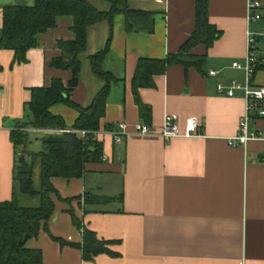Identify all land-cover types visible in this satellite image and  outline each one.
I'll return each instance as SVG.
<instances>
[{"label":"crops","instance_id":"0c3cea01","mask_svg":"<svg viewBox=\"0 0 264 264\" xmlns=\"http://www.w3.org/2000/svg\"><path fill=\"white\" fill-rule=\"evenodd\" d=\"M13 1V2H12ZM0 0L4 4H22ZM24 4L32 0H23ZM27 1V2H26ZM97 10H106L104 0H84ZM139 15L134 29L126 30L124 17L115 13L103 68L117 81L110 85L99 119L101 156L84 164L81 177L50 178L61 199L82 193L115 197L120 202L88 206L82 213L80 200L69 204L51 199L54 209L46 230L38 229L24 247L38 249L41 264H264V145L250 140L245 146H231L227 139L238 131L243 101L238 95L218 94L216 83L242 80L241 71L231 61H241L244 53L245 0H209L208 22L220 31L209 47L201 44L190 53L204 55L201 71L179 64L168 66L152 77L151 87L137 94L149 112L139 115L133 101L130 80L136 60L163 58L174 53L193 29V0H126ZM151 16V30L142 21ZM70 16H57L54 26L35 35L36 45L25 52L24 62H15L13 52L0 49V201L11 196L13 160L9 131L24 121V104L32 87L47 86L55 78L66 85L71 73L49 65L60 51L57 40H73ZM1 27V8H0ZM108 35L106 21L86 29L85 49L78 55L80 70L69 99L87 106L102 82L89 68L87 57L103 48ZM264 50V40L260 42ZM216 71L208 76V70ZM264 85V69L255 72L253 87ZM49 112L62 118L64 130H72L76 112L55 103ZM165 113L175 114L179 125L184 118L198 120V137L163 138L158 134ZM120 121L129 126L142 122L148 135L130 133L114 143L104 127ZM58 128H26L29 151L41 149L42 136L58 134ZM34 145V149L29 147ZM38 149V150H37ZM71 207L96 237L115 241L108 245L117 256L97 254L82 260L80 251L60 246L49 235L67 242H79L80 235L65 210ZM120 210V211H119Z\"/></svg>","mask_w":264,"mask_h":264},{"label":"trees","instance_id":"16d2710c","mask_svg":"<svg viewBox=\"0 0 264 264\" xmlns=\"http://www.w3.org/2000/svg\"><path fill=\"white\" fill-rule=\"evenodd\" d=\"M108 3L106 10H97L84 0H32L30 4H4L1 8L0 49L13 52L15 62L25 61L27 49L36 45L35 35L54 26L57 16L72 18L71 31L73 40H57L60 54L49 61V65L68 69L71 73L66 85L52 78L47 86L32 87L29 100L24 104V121L16 123L9 131V140L13 149L11 168V196L9 200L0 201V264H41V253L38 249L24 247V242L36 236L38 229L46 230V223L54 209L51 196L69 204L72 200H80L82 213L89 211L88 206L106 204L114 199L120 202L121 195L106 197L82 193L81 196L61 199L52 187L50 178H78L84 173L86 162L101 160V148L96 139L90 135L81 137L77 132L62 131L58 134L42 136L41 149L34 152L28 150L29 137L26 128H58L64 129L61 117L49 112L55 103L64 104L76 112L72 130H98L99 119L104 114V105L110 85L117 78L103 68L108 51L110 25L115 13L124 17L125 29H134L136 17L147 13L132 10L126 0H104ZM209 0H193L194 25L186 39L174 53H167L163 58L139 57L134 66L130 80L133 101L139 115L149 112V107L138 97L137 89L151 87L152 77L162 74L168 66L179 64L186 69L192 67L201 71L204 55H194L190 50L201 44L209 47L220 36V31L208 22L207 9ZM106 21L108 35L104 46L87 57L91 73L102 85L93 95L90 103L81 107L69 99L70 90L75 86L80 70L78 55L85 49L86 29L88 26ZM147 31L151 30V16L142 21ZM264 69V65L259 67ZM142 123V122H141ZM110 129L109 126L104 127ZM18 154L22 155L17 160ZM38 166L37 188L33 184V171ZM120 211V210H119ZM68 213L72 225L80 235L79 242H67L61 238H50L60 246H69L80 251L82 260H91L97 254L115 257L117 254L109 250L108 245L115 241L103 240L78 219L71 207ZM47 231V230H46Z\"/></svg>","mask_w":264,"mask_h":264},{"label":"built area","instance_id":"2783aa9c","mask_svg":"<svg viewBox=\"0 0 264 264\" xmlns=\"http://www.w3.org/2000/svg\"><path fill=\"white\" fill-rule=\"evenodd\" d=\"M245 27H244V53L241 61H231L230 67L241 71L242 80L231 79L228 84L216 83L215 90L218 94L228 97L238 95L242 98V114L238 119V131L227 139L231 146L245 144L250 141H260L264 145V85L253 87L255 72L264 65V50L260 49V42L264 39V0H245ZM216 71L208 70V76H214ZM120 121L113 129L104 132L112 136L114 143H120L130 133L136 135L151 134L148 125L135 122L130 125ZM58 132L67 131L57 129ZM77 132L81 137L90 135L96 139L102 130L85 131L69 130ZM158 134L163 138L173 137H198L201 134L198 120L189 116L184 118L181 125L175 114L165 113L162 117ZM105 158L104 155L101 156Z\"/></svg>","mask_w":264,"mask_h":264},{"label":"rangeland","instance_id":"374dc122","mask_svg":"<svg viewBox=\"0 0 264 264\" xmlns=\"http://www.w3.org/2000/svg\"><path fill=\"white\" fill-rule=\"evenodd\" d=\"M12 2H13V1H12ZM14 2H18V3H22V4H24L23 2H25V1L21 0V1H14ZM26 2H27V1H26ZM28 4H30V3H28ZM263 40H264V39H263ZM34 145H38V148L40 147V143L37 142L36 144H33L32 146H30L29 149H30V150H36V149H34V148H35ZM37 150H38V149H37ZM37 179H38V166L36 165L35 168H34V171H33V177H32L34 187H36V188H37ZM80 202H81V199H80Z\"/></svg>","mask_w":264,"mask_h":264},{"label":"water","instance_id":"95a60500","mask_svg":"<svg viewBox=\"0 0 264 264\" xmlns=\"http://www.w3.org/2000/svg\"><path fill=\"white\" fill-rule=\"evenodd\" d=\"M21 158H22V155L21 154H18L17 160H20Z\"/></svg>","mask_w":264,"mask_h":264}]
</instances>
